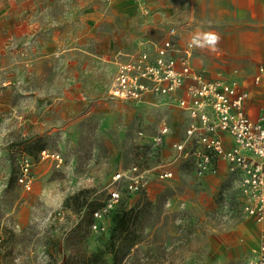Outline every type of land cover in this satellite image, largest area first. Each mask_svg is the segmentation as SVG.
Here are the masks:
<instances>
[{
  "label": "rangeland",
  "instance_id": "1",
  "mask_svg": "<svg viewBox=\"0 0 264 264\" xmlns=\"http://www.w3.org/2000/svg\"><path fill=\"white\" fill-rule=\"evenodd\" d=\"M201 2L0 0V264H83L98 250L112 264L106 247L115 215L131 208L142 210L139 243L122 264H247L264 223L246 215L232 175L198 177L178 157L173 143L189 118L177 97L109 93L116 63L153 52L172 28L180 46L192 34L221 36ZM239 24L235 31L249 36V24ZM221 41L214 52L195 49L194 68L207 79L253 81V54L243 45L224 52ZM164 124L171 133L157 153ZM43 148L61 153L65 165L42 160ZM25 155L34 161L30 191L18 182ZM161 163L173 178L159 177ZM135 164L155 169L149 191L124 193L94 229L113 173ZM48 184L57 188L45 195Z\"/></svg>",
  "mask_w": 264,
  "mask_h": 264
},
{
  "label": "built area",
  "instance_id": "2",
  "mask_svg": "<svg viewBox=\"0 0 264 264\" xmlns=\"http://www.w3.org/2000/svg\"><path fill=\"white\" fill-rule=\"evenodd\" d=\"M172 28L169 37L155 46L153 52L142 51L117 65L109 93L123 100H143L149 96L177 97L179 107L188 115L184 138L173 144L178 157L186 160L198 177L219 173L226 163L228 173L237 182L246 215L264 222V113L254 119L247 110L249 90L238 80L224 77L207 79L193 66L192 34L180 46ZM254 84H264V63L254 74ZM171 129L164 124L154 137L159 153ZM42 160H51L57 168L65 165L58 151L43 148ZM34 161L25 155L20 161L18 182L28 191L33 187ZM159 177H174L171 168L159 164ZM155 169L138 164L119 169L106 187L108 197L94 211V229L119 205L124 193L131 197L147 193ZM99 221V222H97ZM247 264H264V233Z\"/></svg>",
  "mask_w": 264,
  "mask_h": 264
},
{
  "label": "crops",
  "instance_id": "3",
  "mask_svg": "<svg viewBox=\"0 0 264 264\" xmlns=\"http://www.w3.org/2000/svg\"><path fill=\"white\" fill-rule=\"evenodd\" d=\"M201 1H203L201 2V5L203 4V6L206 9V12L207 11L209 12L208 16L210 17V19L208 16H206V20L217 22L219 24V26H217V29L222 30L221 37L223 40L221 41L222 42L221 44L224 46L223 51L229 52L230 46L235 47L236 45H243L248 53L253 54L250 64H254L253 65L254 67H256L255 65H257V69L254 72L255 74L258 70L259 65L264 63V0H201ZM191 3L193 5L195 4V1H191ZM226 22L232 23L231 29L224 30L225 26H223V23ZM234 23H237L239 26H240L239 23H248L249 36L245 37L242 33L238 31L236 32ZM167 37H169V35ZM173 38L180 44L178 33ZM127 59L128 58L121 61H125ZM121 61H118L116 63L115 73L117 70V65ZM254 74H253V81L250 80L248 83H243V82L241 83L250 92V99L248 100L246 105L248 113L252 118L258 119L264 113V84L255 85ZM170 139L172 138L171 137L168 138V144L170 143ZM222 172H228L227 165L226 163L223 162L219 164V173ZM40 176L43 175L41 174ZM209 177H211V175ZM48 185L49 186H46L44 189L45 195H47L49 191H51L54 187H56L51 184ZM61 197L62 195L61 193H59L56 195L55 198L56 200H59L61 199Z\"/></svg>",
  "mask_w": 264,
  "mask_h": 264
},
{
  "label": "trees",
  "instance_id": "4",
  "mask_svg": "<svg viewBox=\"0 0 264 264\" xmlns=\"http://www.w3.org/2000/svg\"><path fill=\"white\" fill-rule=\"evenodd\" d=\"M141 213L140 208H131L130 210L119 211L115 215L112 234L106 247V250L113 254L112 264H122L131 250L139 243L135 234L134 223ZM104 253L103 250H98L84 256L81 262L83 264H109L103 257ZM68 262V260H65L63 264Z\"/></svg>",
  "mask_w": 264,
  "mask_h": 264
},
{
  "label": "clouds",
  "instance_id": "5",
  "mask_svg": "<svg viewBox=\"0 0 264 264\" xmlns=\"http://www.w3.org/2000/svg\"><path fill=\"white\" fill-rule=\"evenodd\" d=\"M221 41V36L213 31L197 33L192 41L191 44L201 48V49H208L210 51H216L219 43Z\"/></svg>",
  "mask_w": 264,
  "mask_h": 264
}]
</instances>
